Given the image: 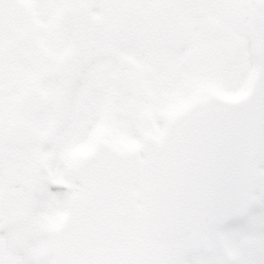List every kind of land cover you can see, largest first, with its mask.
I'll return each instance as SVG.
<instances>
[{"label":"snow or ice","instance_id":"obj_1","mask_svg":"<svg viewBox=\"0 0 264 264\" xmlns=\"http://www.w3.org/2000/svg\"><path fill=\"white\" fill-rule=\"evenodd\" d=\"M0 264H264V0H0Z\"/></svg>","mask_w":264,"mask_h":264}]
</instances>
